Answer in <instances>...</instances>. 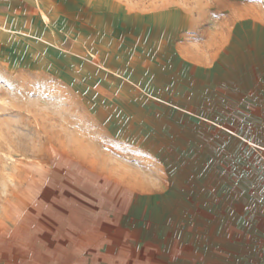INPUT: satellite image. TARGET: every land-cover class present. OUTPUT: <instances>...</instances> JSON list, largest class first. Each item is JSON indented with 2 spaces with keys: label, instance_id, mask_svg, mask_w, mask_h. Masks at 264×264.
I'll list each match as a JSON object with an SVG mask.
<instances>
[{
  "label": "rangeland",
  "instance_id": "rangeland-1",
  "mask_svg": "<svg viewBox=\"0 0 264 264\" xmlns=\"http://www.w3.org/2000/svg\"><path fill=\"white\" fill-rule=\"evenodd\" d=\"M0 264H264V0H0Z\"/></svg>",
  "mask_w": 264,
  "mask_h": 264
}]
</instances>
